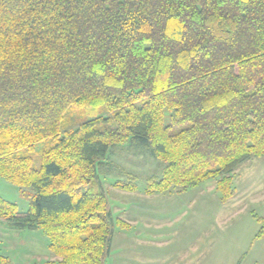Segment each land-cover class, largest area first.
<instances>
[{
	"label": "trees",
	"instance_id": "trees-1",
	"mask_svg": "<svg viewBox=\"0 0 264 264\" xmlns=\"http://www.w3.org/2000/svg\"><path fill=\"white\" fill-rule=\"evenodd\" d=\"M70 108L89 118L62 129ZM44 139L34 166L21 150ZM125 144L163 163L147 195L213 179L234 196L235 169L264 157V0H0V177L31 190L25 211L0 196V221L39 228L44 264H105L129 224L98 167Z\"/></svg>",
	"mask_w": 264,
	"mask_h": 264
},
{
	"label": "rangeland",
	"instance_id": "rangeland-1",
	"mask_svg": "<svg viewBox=\"0 0 264 264\" xmlns=\"http://www.w3.org/2000/svg\"><path fill=\"white\" fill-rule=\"evenodd\" d=\"M88 118L70 108L61 127L75 128ZM52 143V139L40 140L21 151L39 166L41 151ZM161 165L147 151L125 144L98 167L113 217L129 224L127 228L114 225L105 264H264V238L255 237L257 217L264 216V157H251L235 169V193L226 201L220 199L213 179L182 192L147 195L146 178L159 175ZM129 174L137 177L136 191L112 185ZM242 186H247L243 192ZM30 193L0 177V196L18 210H27ZM0 252L12 264H44L53 258L39 228L12 229L6 221H0Z\"/></svg>",
	"mask_w": 264,
	"mask_h": 264
},
{
	"label": "crops",
	"instance_id": "crops-1",
	"mask_svg": "<svg viewBox=\"0 0 264 264\" xmlns=\"http://www.w3.org/2000/svg\"><path fill=\"white\" fill-rule=\"evenodd\" d=\"M245 189H247V186H242L241 191L243 192ZM241 194V193H240Z\"/></svg>",
	"mask_w": 264,
	"mask_h": 264
}]
</instances>
